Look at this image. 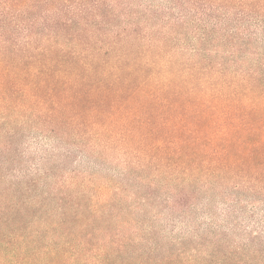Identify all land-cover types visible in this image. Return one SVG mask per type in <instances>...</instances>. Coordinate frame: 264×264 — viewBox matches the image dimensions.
Here are the masks:
<instances>
[{"label": "rangeland", "instance_id": "1", "mask_svg": "<svg viewBox=\"0 0 264 264\" xmlns=\"http://www.w3.org/2000/svg\"><path fill=\"white\" fill-rule=\"evenodd\" d=\"M196 7L103 0L98 18L78 26L87 38L75 50L90 69L74 66V110L58 121L48 104L0 112V264H216L210 241H238L225 193L168 168L140 141L167 116L154 100L177 91L232 100L264 55L263 38L248 39L257 24Z\"/></svg>", "mask_w": 264, "mask_h": 264}, {"label": "trees", "instance_id": "2", "mask_svg": "<svg viewBox=\"0 0 264 264\" xmlns=\"http://www.w3.org/2000/svg\"><path fill=\"white\" fill-rule=\"evenodd\" d=\"M165 1L176 7L180 1L193 0ZM195 4L198 13L224 15L239 27L257 24L247 28L252 31L249 43L264 41V0H195ZM102 5L103 0H0V112L8 115L10 108L26 106L43 110L48 104L49 120L58 121L67 108L74 110L71 96L79 92L69 94L70 85L81 81L74 66L83 63L74 42L87 38V30L78 26L88 20L85 17L98 18ZM248 39L240 41L239 54L250 46ZM259 58L245 82V94L236 92L232 100L202 92L190 99L178 91L154 100L167 116L140 139L154 143L149 152L168 162V168L182 169L187 178L209 191L225 193L227 219L241 234L234 243L225 237L210 241V258H216V264L221 260L264 264V55ZM15 136L9 131L8 137ZM239 217H247L255 230L242 229ZM221 244L227 251L220 258ZM197 251L203 252V245Z\"/></svg>", "mask_w": 264, "mask_h": 264}]
</instances>
